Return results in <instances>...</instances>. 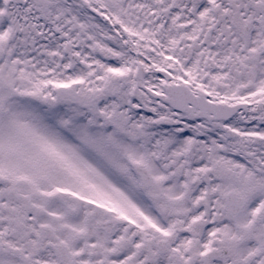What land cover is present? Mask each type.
<instances>
[{
	"label": "snow or ice",
	"instance_id": "snow-or-ice-1",
	"mask_svg": "<svg viewBox=\"0 0 264 264\" xmlns=\"http://www.w3.org/2000/svg\"><path fill=\"white\" fill-rule=\"evenodd\" d=\"M0 264H264V0H0Z\"/></svg>",
	"mask_w": 264,
	"mask_h": 264
}]
</instances>
